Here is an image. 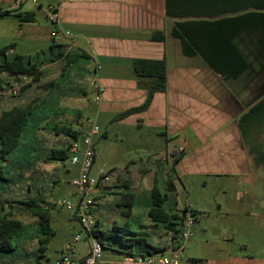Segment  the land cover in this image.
Instances as JSON below:
<instances>
[{"label":"rangeland","instance_id":"374dc122","mask_svg":"<svg viewBox=\"0 0 264 264\" xmlns=\"http://www.w3.org/2000/svg\"><path fill=\"white\" fill-rule=\"evenodd\" d=\"M2 6L4 2H0V8ZM37 20L40 26L55 29L44 14L39 15ZM15 22L16 20L12 18H0V48L15 42V47L11 49L15 53L25 56L39 53L37 60L46 62L50 41H27L25 37L15 39L17 36ZM11 50L9 56L13 54ZM84 64H88V70L83 67ZM98 66L97 62L79 60L75 68L70 69L62 61L58 67L47 68L39 81L42 84L46 82L55 84V88L49 89V94H44L47 90L43 92L40 88L32 86L14 98L6 94L9 93V88L5 82L18 86L15 79L8 75L0 76L2 88L6 92L0 94V112L7 111L12 106H32L21 142L8 155L3 167V177L7 178L8 182H0V206L3 205L7 209L5 201L16 200L25 192L27 183L24 178L23 181L20 180L22 171L31 170L30 164L33 162L38 165V162L49 155L51 149L57 145L63 147V143L51 144L48 138L53 137L52 141L57 138L54 135L56 126H72L60 124L55 118L59 117L61 112L69 111V108L73 110L74 104L70 103L65 109L60 107L64 98L63 91L70 88L79 94L84 92L85 95L80 98L84 114L82 119L95 121L99 128V133L93 137L96 160L90 172L91 176H96L100 169L105 172L111 170L115 175L130 161L136 163L135 166L130 165V170L135 171L140 164L153 163L154 159L164 155L163 139L155 134L154 129L115 122L112 121L113 116L107 117L106 114L99 113L97 104H94L95 95H98L97 92L94 93ZM89 125V122H85L83 126L88 128ZM260 131L257 135L258 129L251 130L244 140L245 149L250 152L251 171L248 177L187 176L175 181L177 195L169 194L165 207L182 209L189 205L196 211L194 215L190 213L195 219L193 233L184 242V257L178 264H204L203 259L207 256L226 257L230 253L264 258V131ZM59 137L65 139L63 134ZM256 153L259 157L257 160ZM148 158L150 159L147 160ZM57 165V171L53 176L35 172L33 178L27 180L31 184V196L34 197V192L38 188L41 194L35 195L37 200L52 203L59 199L75 203L72 178L76 166H72L69 159ZM153 177L152 173L145 174L142 185L130 189L129 192L135 194L130 217L125 214L127 207L122 204L121 194L127 191L113 188L109 189L112 194L101 195L94 211L100 229L127 227L131 231L147 232L146 240L152 246L161 247L166 244L160 229L139 228V225L148 223L146 205L149 202L148 191L152 186ZM156 178L158 187L162 190L164 184L158 170ZM109 186H113V182ZM8 211L22 222V227L10 241L13 250L0 253V264H58L62 252H66L70 247L73 248L69 253L70 258L78 259L87 254L88 243L91 240L73 212L64 208L51 210L50 227L54 234L49 236L42 247L37 219L15 208L11 210L8 208ZM76 236H79L78 242L74 241ZM243 245H247V249L242 248ZM124 255L118 247L113 249L104 247L101 250V260L106 262L120 260ZM190 256L202 260L192 262L189 261Z\"/></svg>","mask_w":264,"mask_h":264},{"label":"crops","instance_id":"0c3cea01","mask_svg":"<svg viewBox=\"0 0 264 264\" xmlns=\"http://www.w3.org/2000/svg\"><path fill=\"white\" fill-rule=\"evenodd\" d=\"M206 1V9L221 13L220 15L264 12L256 6L263 5L264 0ZM0 2H4L0 14L9 12L6 16L0 15V18L16 20L15 39L25 37L27 41H50L51 44L50 32L53 28L40 26L37 17L41 14L46 17L50 9L58 13V43L67 45L66 50L74 55L85 56L67 67L74 69L79 60L99 63L94 87V93H99V99L94 100V104H97L99 113L106 114L107 117H115L128 109L141 106L148 97L146 81L137 79L132 71H128L132 67V61L138 58L161 59L165 56V90L154 93L145 110L118 121L154 129L155 134L163 139V157L167 159L170 158V152L185 149L186 154L175 165L178 180L187 176L250 175L249 154L242 141L237 120L250 106L264 97V58L247 34H237L233 42L247 59L248 69L237 79L222 80L199 56L182 54L180 42L171 35L173 20L165 16V0ZM19 13H31L34 20L20 22L16 16ZM246 18L259 16L249 15ZM157 31L164 33L163 42L151 40V35ZM13 45L15 47L16 43L13 42ZM12 51L14 54V50ZM62 61L61 58L44 65L42 73L47 68L58 67ZM83 67L88 70V64ZM54 86L55 84L46 89L44 94H49V89L55 88ZM83 93L79 94L71 88L63 91L64 98L60 107L65 109L69 103L74 104V107L73 110L69 108V111L61 112L59 117H55L60 124H72V127L80 130L77 123L84 115L80 99L85 95ZM54 135L57 138L53 141V137L48 138L51 144L63 143L64 147L70 142L67 136L63 140L60 139V134ZM56 148L61 147L57 145ZM95 160L96 152L94 162ZM30 165L31 170L25 171L23 177L27 185V180L33 178L35 172L53 176L58 168L57 163H45L42 160L38 165L34 162ZM72 166H76L72 178L74 179L78 166ZM149 173L154 175V171ZM110 181H103L100 185L109 187ZM105 191L104 195L112 193L109 189ZM186 206L192 209L189 205ZM96 208L97 202L94 211ZM242 248L247 249V245ZM203 261L204 264H264V258L231 253L226 257L207 256Z\"/></svg>","mask_w":264,"mask_h":264},{"label":"trees","instance_id":"16d2710c","mask_svg":"<svg viewBox=\"0 0 264 264\" xmlns=\"http://www.w3.org/2000/svg\"><path fill=\"white\" fill-rule=\"evenodd\" d=\"M207 4L206 0H165V16L173 20L171 35L180 42L183 55L199 56L206 66L222 80L237 79L248 69L249 63L234 44L233 38L239 33L247 34L264 58V12H250L246 15H244L245 13L220 15L221 13L208 11L206 9ZM256 6L260 10H264V4H256ZM8 14V11H4L0 15L6 16ZM249 15L259 16V18H246ZM16 16L20 22H32L34 20V15L31 13H19ZM151 40L163 42L165 35L163 32H154L151 35ZM13 47L14 45L10 44L0 48V76L2 74L11 76L18 84L15 88L9 82H5L9 88V93H6L0 80V94L3 92L13 98L20 96L22 92L32 86L46 90L53 85L52 82L39 83L42 79V67L44 65L62 58L67 67L85 57L70 53L66 50L67 45L54 43L53 40H51L48 48L46 62L37 60L39 53L33 56L14 53L9 56V50ZM131 66L134 76L139 80L146 81L148 97L144 104L116 115L113 117V121L145 110L152 95L156 92H162L166 88L167 64L165 56L161 59H134ZM6 94L3 96L5 97ZM31 111L32 106L26 105L12 106L9 110L0 112V182H8V179L3 177V167L7 162L8 155L20 144L28 121L27 117ZM237 124L243 143L247 133H250L251 130L258 129L257 135L260 134V130L264 131V97L240 115ZM54 129V134H63L70 140H75L79 134V131L72 126H56ZM68 147L69 142L62 148L51 149L50 154L43 158L42 162L64 163L69 159ZM185 154V149L174 150L169 153V159L162 155L160 158L154 159L153 163L140 164L135 171L130 170V165L134 166L136 163L130 161L115 175V172L113 173L111 170L105 173L103 177L111 180L113 186L102 187V184L96 202L100 200L101 195L106 193L105 189L122 188L127 191L121 194L122 204L127 207L125 214L130 217L135 203V194L129 192L130 189L139 187L144 175L154 171L152 186L148 191L149 202L146 205L148 223L139 225V228L142 230L160 229V234L166 240V244L161 247L152 246L146 240L147 232L131 231L127 227L102 230L99 220L95 219L91 234L100 242L101 248L113 249L118 247L125 255H146L164 252L167 247L180 244V229L184 214L189 211L194 215L196 211L188 206H184L182 209L167 208L165 204L169 194L177 195L175 181L178 177L175 175V165ZM248 154L250 155V152ZM257 158L259 159L258 153H256L255 160ZM157 170H161L164 184L162 190L157 184ZM24 174L25 171L20 173L21 181H23ZM103 177L98 179L99 186ZM34 193L36 196H40L41 191L36 188ZM31 194V184H28L20 198L5 201L8 205L7 209L3 205L0 206V253L13 250L14 247L10 241L22 227V222L12 216L8 208L9 210L18 209L37 219L42 247L49 236L54 234L50 227L52 206L43 200H37L35 195L33 197ZM189 261L197 262L201 259L191 258Z\"/></svg>","mask_w":264,"mask_h":264},{"label":"built area","instance_id":"2783aa9c","mask_svg":"<svg viewBox=\"0 0 264 264\" xmlns=\"http://www.w3.org/2000/svg\"><path fill=\"white\" fill-rule=\"evenodd\" d=\"M46 18L55 28L50 32V37L54 43H58L59 36L56 30L58 25V13L50 9L46 14ZM98 99L99 93L96 95L95 100ZM85 122H89L90 125L88 128H84L83 125ZM78 126L80 127V130H78V137L75 140H70L68 147L70 163L78 166L77 175L72 180L76 202L71 203L67 200L58 199L48 204H50L53 209L64 208L69 212H73L91 242H87L88 251L85 256L78 259L70 258L69 253L73 250V248L70 247L66 252H62L58 264H178L180 259L184 257V242L193 233L192 227L194 219L190 216L189 211H186L184 214L180 229V244L177 246H169L164 252L146 255H124L117 261L106 262L101 260V244L93 237L91 230L95 220L94 209L96 207V198L101 192V185H98V179L105 176L106 172L100 169L96 177L90 175L95 159L93 137L99 133V128L95 124V121L90 122L88 119H80L78 121ZM106 180H108L107 177H103L101 182ZM79 240V236L74 238L75 242Z\"/></svg>","mask_w":264,"mask_h":264}]
</instances>
